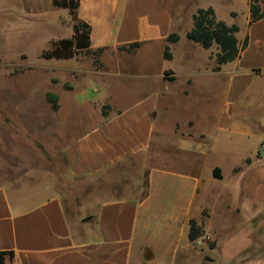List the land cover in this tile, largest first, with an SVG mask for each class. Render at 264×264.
<instances>
[{
	"label": "crops",
	"instance_id": "0c3cea01",
	"mask_svg": "<svg viewBox=\"0 0 264 264\" xmlns=\"http://www.w3.org/2000/svg\"><path fill=\"white\" fill-rule=\"evenodd\" d=\"M19 1L32 15L58 8L89 25L88 64L55 69L74 74L71 92L83 87L77 73L84 70L100 86L85 116L90 125L69 140L51 125L50 137L64 140L56 150H11L28 166L0 175L4 264H264V202L252 201L251 186L264 178V117L254 111L264 104V19L250 23V0H236L232 21L218 15L216 0H78L74 13L52 0ZM208 7L228 25L246 19L236 37L241 46L248 36V45L218 70L219 45L187 37L198 8ZM174 33L179 40L168 42ZM134 42L141 44L133 51L121 48ZM226 166L229 201L227 191H213ZM112 175L118 188L105 196L71 188L77 179ZM191 219L204 230L194 241ZM224 231L246 240H224Z\"/></svg>",
	"mask_w": 264,
	"mask_h": 264
},
{
	"label": "rangeland",
	"instance_id": "374dc122",
	"mask_svg": "<svg viewBox=\"0 0 264 264\" xmlns=\"http://www.w3.org/2000/svg\"><path fill=\"white\" fill-rule=\"evenodd\" d=\"M216 3L218 15L232 21L229 11L236 4V0H216ZM239 8L241 9L240 6ZM73 20L67 11H61L58 8L53 14L46 12L32 15L20 7L19 0H0V175H10L16 169L24 170L17 168L18 164L28 166L27 159L24 161L21 155L19 159L13 158L11 150L14 147L36 145L42 149V144H50L49 146L56 150L57 145L61 146L73 133L92 123L90 117L85 116L88 111L93 110L91 102L98 96L94 92V89L100 86L98 81L90 78L87 70L78 72L77 75H83L84 85L71 92L72 83H75L74 74H71L69 70H63V74H60L55 69L56 65L68 68L84 67L88 64L90 53L62 58L63 61L59 64L57 63L61 60L46 59L42 56L44 52L52 50L58 40L73 36ZM233 22L242 27L240 35L242 38L246 28L244 15L241 14ZM183 28H186V25ZM48 91L59 96L58 111H54L47 101ZM254 111L262 113L264 117V104L255 105ZM92 114L94 112L90 115ZM52 124L56 134L63 133L64 140L61 135L56 138L53 135L50 137L53 133L50 129ZM252 142L254 143L253 138L250 140V146ZM260 148L264 156V137ZM18 150L22 152L21 148ZM63 167L65 168L64 164L62 169ZM258 169L260 168L254 170V177L259 175ZM261 170H263L261 175H264V168ZM224 174L225 180H216L213 191L219 193L227 191V201H229V185L233 176L231 168L224 167ZM208 178L212 179L211 175ZM71 185L74 190L93 191L98 196L118 188L114 175L106 178L77 179L74 182L71 181ZM251 186L253 187L252 201L256 205H261L264 202V178L260 181L256 179ZM73 202L70 200V209L75 207ZM78 202L82 203L80 200ZM202 211V222L205 223L208 221L210 209L204 207ZM229 218L230 215L227 219ZM219 219L217 216L214 221L218 222ZM243 234V232L238 234L231 231L223 232L224 240H233L240 245L246 240Z\"/></svg>",
	"mask_w": 264,
	"mask_h": 264
},
{
	"label": "trees",
	"instance_id": "16d2710c",
	"mask_svg": "<svg viewBox=\"0 0 264 264\" xmlns=\"http://www.w3.org/2000/svg\"><path fill=\"white\" fill-rule=\"evenodd\" d=\"M54 6L67 8L72 13H74L78 7V0H52ZM236 15V13H233ZM250 23H254L258 20L264 19V0H250ZM194 27L187 33V37L193 41L199 42L203 47L210 48L213 44H218L220 51L216 54V70L220 69L221 65L226 64L235 60L239 54L240 50L246 48L248 45V36L243 41L240 46L236 33L240 30L238 24L228 25L225 21L218 19L213 7L208 8H198L193 16ZM74 34L70 38H62L56 42V45L52 50L46 51L42 56L46 59L51 58H71L80 53H90L89 46V34L90 27L88 24L79 21L73 26ZM180 36L176 33L171 34L168 37V42L178 41ZM141 43L134 42L129 45V47H121L123 49H128L133 51L135 48L139 47ZM105 48H100L95 51V58L104 50ZM164 56L167 59L172 58L170 52V46L167 45L165 48ZM99 66V62L96 59L95 63ZM67 87H70L66 85ZM47 101L51 104L53 110L59 109V96L51 91L46 94ZM106 114V112L104 111ZM214 176L216 178H221V170L216 168L214 170ZM204 234V230L201 224H199L195 219L190 221V230L188 237L190 240L194 241L198 237ZM4 253H0V264H4L3 260Z\"/></svg>",
	"mask_w": 264,
	"mask_h": 264
}]
</instances>
